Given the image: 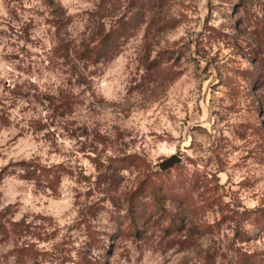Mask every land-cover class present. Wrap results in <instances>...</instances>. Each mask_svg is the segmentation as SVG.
<instances>
[{
  "label": "rangeland",
  "instance_id": "374dc122",
  "mask_svg": "<svg viewBox=\"0 0 264 264\" xmlns=\"http://www.w3.org/2000/svg\"><path fill=\"white\" fill-rule=\"evenodd\" d=\"M259 207L264 0H0V264H264Z\"/></svg>",
  "mask_w": 264,
  "mask_h": 264
},
{
  "label": "trees",
  "instance_id": "16d2710c",
  "mask_svg": "<svg viewBox=\"0 0 264 264\" xmlns=\"http://www.w3.org/2000/svg\"><path fill=\"white\" fill-rule=\"evenodd\" d=\"M131 20H128L127 21V24L129 25V24H131ZM116 37V34L115 33H113V32H109V33H107L104 37H103V39H102V43L104 44V48H107V47H109L108 49H107V51H110V49H111V44H109V43H111V41L114 39ZM27 165L28 166H30V164H28L27 163ZM37 170H39V172L41 173V174H43V173H45L47 176H49V173H50V168H47V167H45V166H43V167H41V166H38L35 170H33V172L34 173H36L37 172ZM251 213H253L255 216H256V218L258 217V219L260 218V220H264V207H259V208H257V209H254V210H251ZM2 227H3V225L1 224V222H0V230L2 229Z\"/></svg>",
  "mask_w": 264,
  "mask_h": 264
},
{
  "label": "water",
  "instance_id": "95a60500",
  "mask_svg": "<svg viewBox=\"0 0 264 264\" xmlns=\"http://www.w3.org/2000/svg\"><path fill=\"white\" fill-rule=\"evenodd\" d=\"M181 161H182L181 156L177 154H173L170 157L166 158L165 160L161 161L159 167L161 168V170L165 171L173 167L174 165L181 163Z\"/></svg>",
  "mask_w": 264,
  "mask_h": 264
}]
</instances>
